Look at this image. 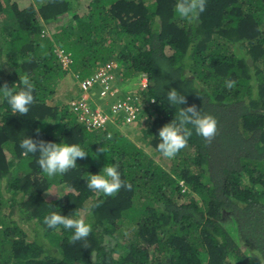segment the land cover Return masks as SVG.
Here are the masks:
<instances>
[{
	"label": "trees",
	"instance_id": "1",
	"mask_svg": "<svg viewBox=\"0 0 264 264\" xmlns=\"http://www.w3.org/2000/svg\"><path fill=\"white\" fill-rule=\"evenodd\" d=\"M175 3L0 0V86L26 74L35 85L28 115L12 114L0 95V264H264V0H207L191 23ZM57 47L71 52L73 77L111 60L116 81L147 74L137 119L152 150L114 119L88 127L70 105L77 91L52 102L70 72ZM172 88L186 97L181 107L214 115L218 131L211 143L193 132L169 166L151 152L161 154L158 132L177 111ZM96 97L91 107L104 100ZM24 136L89 153L50 178L38 152L22 154ZM115 162L131 190H90L83 177ZM51 212L79 213L91 234L70 243L72 230L43 223Z\"/></svg>",
	"mask_w": 264,
	"mask_h": 264
},
{
	"label": "clouds",
	"instance_id": "2",
	"mask_svg": "<svg viewBox=\"0 0 264 264\" xmlns=\"http://www.w3.org/2000/svg\"><path fill=\"white\" fill-rule=\"evenodd\" d=\"M207 0H176L174 5L175 14L189 23L196 21L200 14L206 9ZM234 80L226 81L229 89L235 87ZM35 85L26 74L19 77V83L9 87L7 83L0 86V95L7 101L12 114L28 115L30 105L35 103L33 95ZM169 103L176 106L174 118L163 125L158 132L159 143L157 150L167 159L175 158L176 155L187 147L188 141L195 132L203 138L206 143H211L217 135V118L210 113H202L196 105L181 107L187 103L186 97L172 88L166 96ZM179 106V107H177ZM39 132V130H37ZM22 154H38L37 163L48 177L63 175L70 169L77 167V159H84L89 152L85 151L78 143H60L52 141L34 140L32 137L24 136L20 142ZM99 152H106L100 147ZM97 155V154H96ZM119 162L106 164L98 173H92L83 177L87 187L93 192L106 197H114L122 188L131 190L130 182L121 178ZM58 197L61 195L56 194ZM43 223L51 229L62 226L64 229L72 230L70 243L85 240L92 232L91 223L79 213L62 215L60 212H51L44 217Z\"/></svg>",
	"mask_w": 264,
	"mask_h": 264
},
{
	"label": "built area",
	"instance_id": "3",
	"mask_svg": "<svg viewBox=\"0 0 264 264\" xmlns=\"http://www.w3.org/2000/svg\"><path fill=\"white\" fill-rule=\"evenodd\" d=\"M56 53L62 66L71 73L73 62L71 52L57 47ZM116 65L117 62L111 60L109 63L100 64L91 75L82 77L78 72L74 73L80 92L78 96L71 98L70 105L79 111L80 119L88 127L98 126L108 120L113 121V119L119 126H123L137 119L139 115V90L147 87L148 76L146 73H142L136 81L137 84L135 83L137 87L127 91V93H123L122 87L114 84L117 76L112 71V68L116 67ZM100 83L99 89L95 90V85ZM96 93H99L100 97L105 99V102H109V97L115 98V101L108 108L113 113L104 108L102 103H97L94 107L90 106V102L93 101V95Z\"/></svg>",
	"mask_w": 264,
	"mask_h": 264
},
{
	"label": "rangeland",
	"instance_id": "4",
	"mask_svg": "<svg viewBox=\"0 0 264 264\" xmlns=\"http://www.w3.org/2000/svg\"><path fill=\"white\" fill-rule=\"evenodd\" d=\"M87 0H74L75 4L79 5L82 4L84 5L86 3ZM66 20V16L61 18L60 20H58L57 22H52L51 24H48L47 26V30L49 31H53L55 30V26L57 24H59L60 22H63ZM9 23H11L12 19L8 20ZM55 25V26H54ZM136 83V81H135ZM135 83H131V84H124V82L119 79L118 81H115V85H120L122 87V91L123 93H127V91L131 90V85H134ZM137 84V83H136ZM101 86L100 84H96L94 89L98 90L99 87ZM124 86V89H123ZM136 88V87H134ZM127 90V91H126ZM77 91L78 93L80 92L79 86L77 85L76 79L71 75L70 72L67 73V75L65 76V78H63L59 85H58V92L56 93V95L54 96V100H52V102L54 103H62V102H66L69 98V96L71 97V95H74V92ZM97 93L93 95V101H91V103L93 104L98 98L96 97ZM98 101V100H97ZM105 101H99L98 103H102ZM115 98L113 97H109V102H114ZM142 119L138 118L135 119L134 121H132L129 124L120 126V128L125 131L131 138L135 139L138 143H140L146 150H152L151 146L148 144V138L145 136L144 130L142 129V123H141ZM153 153L156 158L158 159L159 162L164 163L165 165H169L171 163V159H167L165 157H163L161 154H157L154 152ZM56 188H53L52 191H55Z\"/></svg>",
	"mask_w": 264,
	"mask_h": 264
},
{
	"label": "crops",
	"instance_id": "5",
	"mask_svg": "<svg viewBox=\"0 0 264 264\" xmlns=\"http://www.w3.org/2000/svg\"><path fill=\"white\" fill-rule=\"evenodd\" d=\"M132 88V87H131Z\"/></svg>",
	"mask_w": 264,
	"mask_h": 264
}]
</instances>
